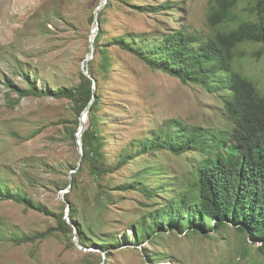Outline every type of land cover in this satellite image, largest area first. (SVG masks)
I'll return each mask as SVG.
<instances>
[{
  "label": "rangeland",
  "instance_id": "obj_1",
  "mask_svg": "<svg viewBox=\"0 0 264 264\" xmlns=\"http://www.w3.org/2000/svg\"><path fill=\"white\" fill-rule=\"evenodd\" d=\"M107 1L0 0V264H96L94 255L106 256L100 246H79L76 235L48 229L57 226V216L63 208L68 215L67 201H78L81 211L89 215L96 212L93 195L98 182L116 184L128 179L141 163L98 181L89 166L83 164L79 188L67 193L69 189L61 187L76 172L72 166L80 162L78 144L70 136L77 119L73 103L67 98L30 95L13 105L20 95L6 82L27 86L25 76L30 75L41 89L78 84L83 63L87 67L93 58L91 39L95 40L98 31L93 15ZM164 1L111 0L105 14L109 21L104 24L107 34L102 41L108 42L109 36L124 32L157 28L162 23L178 27V19L202 34L214 31L207 20L209 0H172L176 10L171 15L158 14L159 22L138 7ZM255 4L256 0H239L236 11L241 17L254 19ZM108 52L113 62L110 71L98 69L100 56L94 59V69L102 92L99 115L109 161L116 160L118 151L132 139L146 135L170 118L177 117L188 124L218 123L214 98L201 85L184 83L163 70L153 69L134 52L118 45L108 46ZM239 52L242 55L238 68L264 93V43H245ZM87 121L88 117L86 126ZM186 158L164 152L157 155L176 174L189 171L191 160ZM5 187L28 193L53 213L48 215L3 199ZM115 194L104 216L107 224L97 225L99 236H122L126 224L133 222H138L141 232L140 219L150 201L137 190ZM42 232L46 234L42 236ZM25 235L35 239L23 243L13 239ZM132 238L109 248L107 264H264L261 242L247 240L233 227L208 236L166 230L156 241L147 239L139 246L131 243ZM146 250L161 252L167 258L150 261Z\"/></svg>",
  "mask_w": 264,
  "mask_h": 264
},
{
  "label": "trees",
  "instance_id": "obj_2",
  "mask_svg": "<svg viewBox=\"0 0 264 264\" xmlns=\"http://www.w3.org/2000/svg\"><path fill=\"white\" fill-rule=\"evenodd\" d=\"M238 2L209 0L207 20L214 30L212 33L194 31L178 19V27H165L162 23L142 32L109 36L108 42H103L102 38L107 34L104 24L109 22L105 14L111 7V0H108L98 11L100 27L95 37L93 58L87 65L96 83L83 71L75 86L41 89L30 75L25 76L27 86H18L12 80L6 82L20 95L13 105L30 95L69 99L77 114L76 126L70 131L75 144L80 116L89 107L88 124L81 136L82 160L80 165L72 166L78 168L72 174V186L69 187L70 180H67L61 187L69 188L67 193L79 188L83 164L89 166L90 173L98 181L130 171V167L141 163L128 179L116 184L98 182L93 195L96 212L89 215L88 211H81L78 201L72 200L68 216L63 208L57 216V226L48 229L49 232L61 229L76 235L85 247L100 246L106 252V258L92 254L96 257V264H107L109 248L113 245L119 246L133 236L131 243L139 246L147 239L156 241L166 230L208 236L233 227L247 240L261 242L259 250L264 254V93L237 65L242 55L239 48L243 44L264 43V0H256L254 19L248 15L240 16L236 11ZM138 7L141 12L154 15L156 22L160 21L158 14L171 15L176 10L172 0L139 4ZM171 19L174 20L173 16ZM112 45L134 52L153 69L163 70L184 83L201 85L214 98L218 123L188 124L177 117L170 118L146 135L132 139L129 145L118 151L116 160L109 161L106 140L101 134L102 92L94 59L100 56L98 69L109 72L113 62L108 46ZM163 152L182 159L188 156L191 160L189 171L176 174L169 163L157 159V155ZM2 190L3 199L15 200L28 209L48 215L53 213L44 202L20 189L12 191L5 187ZM131 190L141 192L150 201L146 204L149 209L140 219L142 231L139 232L138 222H133L126 224L122 236L105 234L100 237L97 227L107 224L104 216L114 203L116 191ZM66 198L70 197L66 195ZM68 218L76 225L77 233ZM128 230H132V234H128ZM45 234L41 233L42 236ZM13 239L23 243L35 237L25 235ZM145 255L150 261L167 258L161 252L148 250Z\"/></svg>",
  "mask_w": 264,
  "mask_h": 264
},
{
  "label": "water",
  "instance_id": "obj_3",
  "mask_svg": "<svg viewBox=\"0 0 264 264\" xmlns=\"http://www.w3.org/2000/svg\"><path fill=\"white\" fill-rule=\"evenodd\" d=\"M98 9H99V7H98ZM97 10L95 12V19L97 20V27L95 29H99V27H100V21L98 19V11ZM91 42H92V52L94 53V49H95V43L94 42H95V40L94 39H91ZM82 71L87 76L93 78V76L91 75V73L87 69L85 63H83V65H82ZM93 79H94V82L96 83L95 78H93ZM88 108L89 107H87L85 109V111L81 114V116H80V125H79V128H78V131L76 132V143L78 144V148H79V152H80V161L82 160V156H83V147H82V141H81V138H79V135L81 134V136H82V133H83L84 129L86 128V118L88 117ZM78 165H80V162L78 163ZM77 169L78 168H76L74 170L77 171ZM71 173H73V172H71ZM71 186H72V174L70 175V185H69V187H71ZM67 203H68L67 214H69V211H70V202L67 201ZM68 221L75 226V233H77L78 230H77L76 225L70 219H68ZM75 243L77 245H79V246H82V244L78 240H76V239H75ZM104 258H106V256Z\"/></svg>",
  "mask_w": 264,
  "mask_h": 264
},
{
  "label": "bare ground",
  "instance_id": "obj_4",
  "mask_svg": "<svg viewBox=\"0 0 264 264\" xmlns=\"http://www.w3.org/2000/svg\"><path fill=\"white\" fill-rule=\"evenodd\" d=\"M79 136L81 137V134ZM165 262H168V261H165ZM165 264H168V263H165Z\"/></svg>",
  "mask_w": 264,
  "mask_h": 264
}]
</instances>
